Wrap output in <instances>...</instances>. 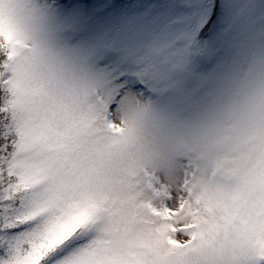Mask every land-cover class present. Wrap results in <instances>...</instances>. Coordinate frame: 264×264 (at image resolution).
<instances>
[{
	"label": "snow or ice",
	"instance_id": "snow-or-ice-1",
	"mask_svg": "<svg viewBox=\"0 0 264 264\" xmlns=\"http://www.w3.org/2000/svg\"><path fill=\"white\" fill-rule=\"evenodd\" d=\"M0 264H264V0H0Z\"/></svg>",
	"mask_w": 264,
	"mask_h": 264
}]
</instances>
